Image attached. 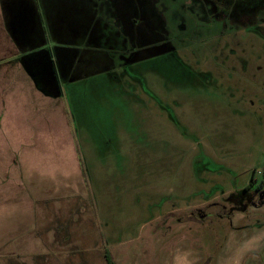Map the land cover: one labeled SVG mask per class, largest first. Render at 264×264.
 I'll use <instances>...</instances> for the list:
<instances>
[{"label":"rangeland","instance_id":"obj_1","mask_svg":"<svg viewBox=\"0 0 264 264\" xmlns=\"http://www.w3.org/2000/svg\"><path fill=\"white\" fill-rule=\"evenodd\" d=\"M25 2L0 0V264H264V0H93L118 40L88 46L58 39L80 3ZM76 47L105 72L50 101Z\"/></svg>","mask_w":264,"mask_h":264},{"label":"crops","instance_id":"obj_2","mask_svg":"<svg viewBox=\"0 0 264 264\" xmlns=\"http://www.w3.org/2000/svg\"><path fill=\"white\" fill-rule=\"evenodd\" d=\"M62 1H66L67 3L70 1V3L74 4V3H80L83 7H85V9L88 11H83L86 14V17H84L83 19L78 21H75L74 23H72V25H75V28H63L60 33L58 34L60 38V41H62L61 39L67 37L66 35L71 36L73 39H70L72 41H76V42H83L84 44L90 42L92 39H94V36H98L97 38H99V36L101 37H105L104 39L108 38V36H111V38L114 39V43L116 40H118V37L116 36V33H114V29L111 28V24H109L108 22L105 21H98L95 22V13L92 10H90L88 7L89 5H93V0H62ZM25 5H27V0L24 3ZM26 10L24 12V17L27 20L26 24H25V34L23 35V37L21 36V39L23 41L24 44L29 43L30 39V33H29V22L33 21L34 22V29L36 30L37 34H40V38H42L43 36V32H42V20H43V12L46 13V17L47 19H49V11L48 10H40L37 8H29V7H25ZM57 9V8H56ZM55 9V10H56ZM54 10V11H55ZM15 14V12L13 13ZM58 15V14H56ZM16 19V17L13 18V20ZM14 22V21H13ZM10 26V25H9ZM81 26H85V29H81ZM11 31L13 32V30L15 31L14 25L12 28H10ZM21 31V28H20ZM45 34V31H44ZM15 35V33L13 34ZM68 36V37H69ZM80 36V38H78ZM16 37V36H15ZM40 38L37 37V39L39 40ZM103 40V39H101ZM86 46H88V44H86ZM85 49V48H84ZM34 50V49H33ZM86 51H88L86 49ZM31 52V50H26L25 52L21 53L20 58H22V56L28 55ZM94 53V51H92ZM60 53L61 56H59ZM57 56L66 59V58H72L71 64H69L68 62L65 63L64 65H62L61 68V72L57 71L55 69V66H53L51 64V61L54 62L53 60L50 59L49 55H46L47 60L49 61V69H50V73L52 75L51 78V82H50V87L48 89H51V92L49 93V99L50 101H62V97H63V93L61 92V85H59V81L63 80L66 77V81L68 80H72L74 79L75 81H78L80 79L83 78H89L91 76H95L97 74H101L104 73L105 70H103V65H101V68L97 67L94 70V65L97 64L98 62L95 60V56L90 55L89 54H85V52H82L79 50L78 47L71 49L70 51H63L60 52ZM54 57V56H53ZM81 57V59L79 60V58ZM95 60V61H94ZM40 62V61H39ZM24 63V62H23ZM91 67H93L92 69H90ZM110 68V67H109ZM106 69V67L104 68ZM63 75H61V74ZM49 75V76H51ZM64 77V78H63ZM68 77V78H67ZM65 81V79H64ZM47 92V91H45ZM47 100V99H46ZM73 167V164H71V162H64L61 163L58 167L56 168H46V169H57V170H62V169H71Z\"/></svg>","mask_w":264,"mask_h":264},{"label":"trees","instance_id":"obj_3","mask_svg":"<svg viewBox=\"0 0 264 264\" xmlns=\"http://www.w3.org/2000/svg\"><path fill=\"white\" fill-rule=\"evenodd\" d=\"M251 184L253 185V181L251 182ZM252 185H249V186L252 187ZM258 189L259 190L262 189L261 185L258 187ZM105 259H106L107 264H115L114 260L112 259L110 252H108V251L105 252Z\"/></svg>","mask_w":264,"mask_h":264}]
</instances>
